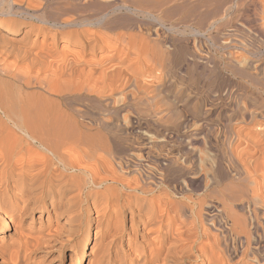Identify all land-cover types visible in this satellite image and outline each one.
I'll return each instance as SVG.
<instances>
[{
  "label": "bare ground",
  "instance_id": "1",
  "mask_svg": "<svg viewBox=\"0 0 264 264\" xmlns=\"http://www.w3.org/2000/svg\"><path fill=\"white\" fill-rule=\"evenodd\" d=\"M48 2L0 0V241L10 227L18 232L23 227L38 225L41 233L34 240L24 235L25 239L20 238L13 251V247L1 248L0 257L6 264H49L51 260L44 257L47 253L57 249L58 257L70 247L72 251L66 254L70 262L63 260L59 264H80L83 258H88L87 264H114L116 260L113 262L109 249L106 250L109 243L105 242L106 249L102 247L104 226L109 231V239L125 236L129 249L134 248L138 238L146 242L144 239L150 237L151 228L158 227V241L152 239L148 252L144 247L142 250L135 247L134 257L130 253L133 257L130 264H226L218 247L223 246L228 255L235 256L237 242L242 256L236 264H264V137L253 142L257 148L251 153L248 150L251 145L246 146L248 151L246 148L237 149L235 153L231 150L230 159L233 157L240 167L235 171L237 180L217 190L213 183L206 181L199 198L186 195L184 191L166 189L156 196L163 182L151 184L146 182L147 178L142 182L135 178L136 185H133L131 179L115 176L123 172L121 169L113 168L108 170L112 172L110 175H104L99 165L90 160L99 150L114 153L103 134V128L107 131L112 123L100 117L96 120L95 115V120L91 116L93 120L88 123L87 114L82 111L85 108L78 111L76 107V114H69L62 109L61 102L52 97L62 93L64 88L80 96L83 90L92 88L89 81L97 71L96 81L100 82L99 78L107 74L110 82L106 80L104 85L113 86L117 69L111 61L121 56L122 51L113 47L112 37L103 36L100 30L113 28L120 22L131 27L135 9L131 0H125L124 5L119 4V0L106 3L76 0V3L59 6L53 18L54 15L42 10ZM118 9H124L127 18L120 20L121 17L115 16ZM67 11L73 12V16L66 18ZM112 14L118 18L111 17ZM14 16L25 18L26 26H21V21ZM6 27H12L7 30L13 35L22 29L21 39L16 41L4 33L2 30ZM40 35L42 44L37 38ZM113 38L120 43L126 33L118 32ZM60 40L64 41L62 48H59ZM71 44L77 46L75 50L68 49ZM123 56L121 62H126L129 54ZM10 58H13L12 63H7ZM138 65L130 62L125 68ZM14 83L22 89L32 88L34 92L24 94L21 89L14 90ZM208 202L217 206L208 205ZM245 205L249 209L247 213L242 211ZM210 208L215 211L209 215L205 211ZM187 214V219L178 223L179 218ZM165 220L168 224L161 230ZM172 223L184 224L187 229H172ZM44 228L48 230L43 232ZM91 233H94L93 245L87 253ZM231 243H234L232 249ZM122 258L117 264L127 263Z\"/></svg>",
  "mask_w": 264,
  "mask_h": 264
},
{
  "label": "rangeland",
  "instance_id": "2",
  "mask_svg": "<svg viewBox=\"0 0 264 264\" xmlns=\"http://www.w3.org/2000/svg\"><path fill=\"white\" fill-rule=\"evenodd\" d=\"M70 1L49 0L42 10L48 11L54 18L59 6L76 3V0ZM108 1L103 0L105 3ZM124 1L119 0V4L124 5ZM131 3L135 9L131 27L120 22L113 28L100 30L103 36L112 37L113 47L122 51L121 56L111 61L117 69L113 86L104 85L106 80L110 82L107 74L99 78L100 82L96 81L99 76L97 71L89 81V86H92L90 90H83L79 96V93L71 92V89L62 88L63 92L56 93L52 98L59 100L62 109L69 114H76L79 108L80 111L85 108L82 111L87 114L85 117L88 123H91L92 118L95 120V117L96 120L100 117V120L112 123L107 131L103 128V134L108 138L114 153L99 150L95 158L90 160V163L99 165L104 175H110L112 172L108 170L115 168L124 172L115 174L117 178L127 177L133 185H136L134 183L137 178L141 182L147 178L146 182L151 184L163 182L162 190L155 192L156 196L163 194L166 189L170 192L184 191L186 195L192 194L199 198L204 192L206 181L213 183L216 190L231 181L235 182L240 167L233 157L230 159L233 154L229 152L232 150L235 153V150L241 151L251 145L248 147L251 153L253 148H257L255 143L264 137V0H131ZM72 13L67 11L66 18L72 17ZM114 15L121 17L120 20L127 18L124 9L116 10ZM14 17L21 21V26H26L23 23L25 18ZM9 28L12 27L3 28L2 31L19 41L23 35L22 29L13 35L9 34ZM118 32L126 33V38L120 43L113 38ZM37 38L39 44H42V35ZM62 43L64 41L60 40L59 48H62ZM75 47L71 44L68 49L72 51ZM102 54L106 55V52ZM125 54H129V59L121 62ZM12 61L13 58H10L7 63ZM130 62L139 65L126 70ZM13 89H21L24 94L34 92L32 88H20L18 83L13 84ZM84 93H88V97ZM248 132L252 134L248 135ZM241 138L246 143L243 144ZM239 143H242V148ZM149 197L154 196L149 194ZM208 205L217 206L213 202H208ZM248 210L245 205L242 211L247 213ZM214 211V208H210L205 213L210 215ZM188 215L181 216L178 223L187 219ZM167 224L165 220L160 229L164 230ZM171 225L172 229L179 228L178 231L187 229L184 224ZM37 227L26 226L18 232L10 227L2 234L5 236L0 241V249L13 247V251L20 243V238L25 239L26 235V239L31 240L40 237ZM155 228L150 230V239L142 242V238H138L133 244L134 248L129 249L125 236L116 235L111 241V238H107L109 231L104 226L101 231L102 247L109 243V247L103 249H109L113 262L116 260L114 264L121 261L122 256V259L127 260L126 264H130L135 247L138 250L144 247L143 250L148 252L152 239L158 241L156 236L159 230ZM47 230L44 228L43 232ZM93 239L94 233H91V239L86 245L87 253H90ZM232 246L234 243H231L230 249ZM237 246L238 256L234 257L228 255L223 246L218 247L223 262L237 263L242 256L239 242ZM71 251L68 247L57 257L58 250L52 249L43 256L51 260L49 264H59L63 260L69 263L70 258L66 254ZM42 254L39 253L38 257ZM2 260L0 257V264H6V260ZM87 263L88 258H83L80 264Z\"/></svg>",
  "mask_w": 264,
  "mask_h": 264
}]
</instances>
